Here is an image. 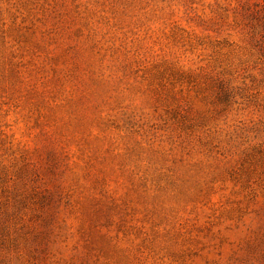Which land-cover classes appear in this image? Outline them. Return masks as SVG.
Instances as JSON below:
<instances>
[{"label": "rangeland", "instance_id": "374dc122", "mask_svg": "<svg viewBox=\"0 0 264 264\" xmlns=\"http://www.w3.org/2000/svg\"><path fill=\"white\" fill-rule=\"evenodd\" d=\"M0 264H264V0H0Z\"/></svg>", "mask_w": 264, "mask_h": 264}]
</instances>
